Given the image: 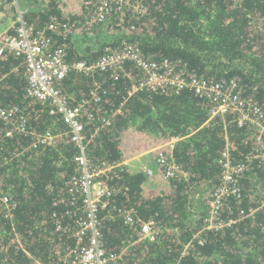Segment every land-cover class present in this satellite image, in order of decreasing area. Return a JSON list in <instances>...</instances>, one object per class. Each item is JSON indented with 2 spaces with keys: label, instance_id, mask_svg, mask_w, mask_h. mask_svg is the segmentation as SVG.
<instances>
[{
  "label": "trees",
  "instance_id": "16d2710c",
  "mask_svg": "<svg viewBox=\"0 0 264 264\" xmlns=\"http://www.w3.org/2000/svg\"><path fill=\"white\" fill-rule=\"evenodd\" d=\"M11 1L0 0V12ZM59 5L53 0L47 8L27 15V20L43 28L53 17H63ZM78 16L70 14L65 21L84 22L83 15ZM111 17L82 31L113 33L97 49L87 47L82 52L72 36L51 31L48 35L71 63L94 62L107 47L120 52L128 43L138 42L145 56L175 62L179 70L200 78L240 79L244 95L264 108V0H148L144 12L134 14L125 6ZM127 72L134 77L141 74L133 64ZM113 74V70L90 74L72 70L57 83L70 106L89 96L96 84L100 86L101 101L92 103L97 118L85 120L88 155L94 165L124 161L180 137L173 156L189 175L173 177L159 189H146L144 171L133 173L124 166L103 176L113 191L102 212L107 251L122 253L120 264H264V209L219 230L207 229L205 221L207 200L221 182L223 151L229 144L232 160L243 161L253 149L255 131L239 126L234 113L211 118L213 103L190 89L140 90L129 95L132 79L122 73L116 79ZM0 78V107L17 105L25 110L30 133L6 136L7 127L0 119V195L8 194L16 203L14 216L8 218L0 202V264H61L63 248L75 243L57 226L75 224L68 182L79 172L78 148L64 135L63 116L52 115L49 105L26 96L20 57L8 52L0 57ZM105 117H111L112 123L91 137ZM49 129L61 135L51 145L35 147L34 134ZM240 185L243 199L228 201L234 217L264 201V167L259 161H252ZM130 210L137 217L133 226L124 219ZM150 219L157 224L155 238L141 240V223ZM196 234L199 238H194ZM127 244L132 246L121 252Z\"/></svg>",
  "mask_w": 264,
  "mask_h": 264
},
{
  "label": "built area",
  "instance_id": "2783aa9c",
  "mask_svg": "<svg viewBox=\"0 0 264 264\" xmlns=\"http://www.w3.org/2000/svg\"><path fill=\"white\" fill-rule=\"evenodd\" d=\"M52 1L25 0L23 5L19 3V0L7 2L5 10L0 12V17H6L7 20L6 26L0 28V57L8 52L22 59L27 80L26 96L31 99V102L49 105L52 115L61 114L67 123L64 135L70 137L78 148L75 160L78 163L79 172L68 182V192L75 204V224L64 226L59 223L57 226V231L66 233L75 243L73 246L63 248V254L60 256L63 260L61 264H120L123 258L122 253L109 252L106 249L102 212L108 207V200L113 195L112 188L103 176L117 167H126L125 161L121 160L113 164L104 162L102 166H95L92 162L88 155L90 138L86 133L85 120L94 121L97 118L93 112L96 109L92 103L100 102L102 94L100 86L96 84L89 96L83 98L79 104L70 106L69 98L58 88L57 83L72 70L84 71L87 74L94 70H113L116 79L120 73L125 74L132 79L128 90L129 95L140 90L179 93L190 89L195 95L213 103V106L209 108L211 118L236 114L239 126H246L255 131L253 149L241 162L232 160V149L229 144L223 151L219 159L221 182L207 200L209 210L205 219L206 228L219 230L236 221L247 219L256 211L264 209L263 201L259 206L241 210L238 216L234 217L228 207L229 199L237 201L243 199L244 192L240 179L249 169L252 161L257 160L264 167V108L257 101H251L244 95L245 88L240 79L233 78L228 82H220L200 78L195 73L179 70L175 62L157 61L150 56H145L138 42L128 43L120 52L107 47L106 52L94 62L78 60L71 63L62 48L54 47V40L48 35V31L69 38L82 33L93 24L112 20L111 16L117 15V12L125 6L129 7L134 14L144 12L148 0H79L73 4L68 2L66 9L60 3L59 8L63 12V17H53L47 26L38 28L27 20V15L47 8ZM70 14H76V16L82 14L84 22L80 18L78 22L81 25H78L77 21H65ZM131 64L139 69L141 74L138 77L131 76L127 72V66ZM2 84L0 78V88ZM0 119L7 127L6 136L12 137L16 133L30 134L27 127L28 116L25 110H21L17 105L0 107ZM111 123V117L103 118L91 137L96 135L102 126ZM60 135L61 133H55L51 129L35 133L33 145L35 147L51 145ZM180 139L182 138L174 137L167 143L153 148L160 179L163 177L170 180L173 177L189 175L173 156L174 143ZM144 173L148 184L157 182L159 179L156 170L151 167H148ZM0 202L5 216L12 218L16 207L15 201L8 194L3 193L0 195ZM229 211L230 214L226 215ZM134 213V210H130L124 216L125 223L129 226L136 223L137 217ZM157 230V224L153 219L142 222L140 239L154 240ZM199 236L196 234L194 238ZM203 242V240L200 241L201 244ZM131 246L127 244L121 252ZM188 246L189 244L186 247ZM37 263L58 264L41 261ZM174 264H180V261Z\"/></svg>",
  "mask_w": 264,
  "mask_h": 264
},
{
  "label": "rangeland",
  "instance_id": "374dc122",
  "mask_svg": "<svg viewBox=\"0 0 264 264\" xmlns=\"http://www.w3.org/2000/svg\"><path fill=\"white\" fill-rule=\"evenodd\" d=\"M25 0H19V3L23 5ZM58 1V0H56ZM76 1L79 0H60V3L62 4L63 8L66 9L68 2L73 4V2L76 3ZM7 22L6 17H0V28H4L6 25L5 23ZM113 33L110 32L109 30L107 32L105 31H96L92 32L89 34H84V33H77L76 35L72 36L71 41L75 43V46L79 51H84L86 50L87 47H90L91 49H97L100 47V45L109 40L112 39ZM153 169L156 168V164L153 163L150 165ZM158 182H167L168 179H165L161 177V179L157 180ZM202 204L199 200L198 205ZM203 210H206V208H203Z\"/></svg>",
  "mask_w": 264,
  "mask_h": 264
},
{
  "label": "crops",
  "instance_id": "0c3cea01",
  "mask_svg": "<svg viewBox=\"0 0 264 264\" xmlns=\"http://www.w3.org/2000/svg\"><path fill=\"white\" fill-rule=\"evenodd\" d=\"M154 156H155V151L153 149L140 152V153H138L135 156H132V157H129V158L125 159L124 160L125 161V166L129 169V171H131L133 173L143 172L148 167H151L150 166L151 164L155 163ZM155 170H156L157 176L159 177V173L160 172H159V169H158L157 165H156ZM159 179H160V177H159ZM163 185H164L163 182L154 181V182H152L150 184H148V182H146L144 184V187L146 189H149V188H151V189H154V188L159 189V188H162Z\"/></svg>",
  "mask_w": 264,
  "mask_h": 264
}]
</instances>
